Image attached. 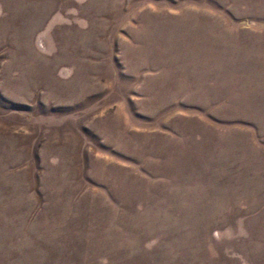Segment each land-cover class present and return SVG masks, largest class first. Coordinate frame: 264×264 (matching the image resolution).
<instances>
[{
	"label": "rangeland",
	"instance_id": "374dc122",
	"mask_svg": "<svg viewBox=\"0 0 264 264\" xmlns=\"http://www.w3.org/2000/svg\"><path fill=\"white\" fill-rule=\"evenodd\" d=\"M0 264H264V0H0Z\"/></svg>",
	"mask_w": 264,
	"mask_h": 264
}]
</instances>
